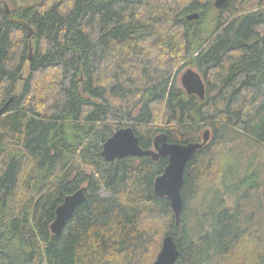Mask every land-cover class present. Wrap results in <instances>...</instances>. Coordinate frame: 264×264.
<instances>
[{"label":"trees","instance_id":"1","mask_svg":"<svg viewBox=\"0 0 264 264\" xmlns=\"http://www.w3.org/2000/svg\"><path fill=\"white\" fill-rule=\"evenodd\" d=\"M186 65L205 98L179 82ZM11 98L0 115V264H152L167 234L175 264H264V0H39L9 11L0 0V109ZM126 126L145 149L159 133L187 143L211 130L186 166L179 225L154 190L168 157L103 156ZM241 140L246 152L221 148ZM84 185L53 234L56 208Z\"/></svg>","mask_w":264,"mask_h":264},{"label":"water","instance_id":"2","mask_svg":"<svg viewBox=\"0 0 264 264\" xmlns=\"http://www.w3.org/2000/svg\"><path fill=\"white\" fill-rule=\"evenodd\" d=\"M230 0H215L216 8L225 7ZM8 9V8H7ZM9 11V9H8ZM198 12L186 16L188 20L198 19ZM31 58V57H30ZM181 85L189 94H196L205 98L206 84L200 72L189 67L181 76ZM11 98L1 109L4 113ZM211 130L206 129L202 141H190L187 143L170 142L166 133H159L154 139L153 148L145 149L140 145L139 137L132 126L118 129L109 137L103 145V156L108 161L122 159L128 156H150L158 161L161 157H168L169 162L164 171L155 179L154 190L158 197H166L171 203L175 214L176 223H181V214L184 208L182 189L184 185V173L188 162L196 152L202 149L210 140ZM87 186L80 187L75 192L65 196L63 202L56 208V216L51 224V231L58 235L64 229L67 220L73 215L76 207L85 201ZM180 256V250L176 238L167 234L163 239L162 248L159 251L154 264H175Z\"/></svg>","mask_w":264,"mask_h":264},{"label":"rangeland","instance_id":"3","mask_svg":"<svg viewBox=\"0 0 264 264\" xmlns=\"http://www.w3.org/2000/svg\"><path fill=\"white\" fill-rule=\"evenodd\" d=\"M5 1H6V7L10 10L13 6L22 5V4H31V3H34V2L39 1V0H5ZM214 2H215V0H214ZM256 5H257V1L251 3V7H255ZM189 67H191V66L186 65V66H184L183 69L180 70V73L178 74V80H179L180 83H181L182 74ZM194 69L197 71L196 68H194ZM207 128L208 127H204L203 128V130L201 132V137H200L201 140L200 141L203 140V135H204V132H205V130ZM211 135H212V133H211ZM211 135H210V138H211ZM221 148L223 149L224 152L231 151V152H235L236 154H241V152L243 150H244V152H246L248 150V148L246 147L245 142L242 141V140L241 141H237V142L229 143L227 146L221 147ZM259 151H261V153H260V162L263 164V167H264V150L261 149ZM212 179L213 178L211 177L210 180H212ZM221 188H223V187H221ZM99 193L102 196H108L110 194V192L107 189H105V188H102ZM258 195H259L258 196V201H260V206H261L260 213H259V219L263 221L262 227H264V185H263V188L261 189V191H259ZM193 208H195V210L193 211V215H192V218H191V221H190V223H191L190 227L194 226L196 224L198 218H199L198 217V211H197L198 206H197L196 203H193ZM145 226H146V224H145ZM151 226H160L159 228H160L162 234L164 233L162 225H159L157 223L152 222ZM163 239H164V236H162L161 248H162V244H163ZM161 248L159 249V251L161 250ZM159 251H158V253H159ZM158 253L156 254V257L158 255ZM156 257H155L154 261L156 260ZM154 261L152 262V264H154Z\"/></svg>","mask_w":264,"mask_h":264},{"label":"flooded vegetation","instance_id":"4","mask_svg":"<svg viewBox=\"0 0 264 264\" xmlns=\"http://www.w3.org/2000/svg\"><path fill=\"white\" fill-rule=\"evenodd\" d=\"M153 148V147H152Z\"/></svg>","mask_w":264,"mask_h":264}]
</instances>
